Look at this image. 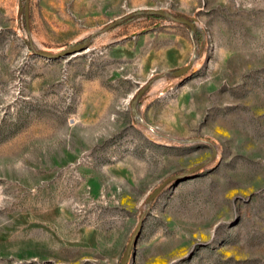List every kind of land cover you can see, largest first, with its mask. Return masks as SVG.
I'll return each instance as SVG.
<instances>
[{"label": "rangeland", "instance_id": "rangeland-1", "mask_svg": "<svg viewBox=\"0 0 264 264\" xmlns=\"http://www.w3.org/2000/svg\"><path fill=\"white\" fill-rule=\"evenodd\" d=\"M139 218L126 264H264V0H0V264H119Z\"/></svg>", "mask_w": 264, "mask_h": 264}, {"label": "water", "instance_id": "water-1", "mask_svg": "<svg viewBox=\"0 0 264 264\" xmlns=\"http://www.w3.org/2000/svg\"><path fill=\"white\" fill-rule=\"evenodd\" d=\"M145 13L152 14V15H158V16H164V17H167V18H169L170 20H172L174 22H177V23H180V24H183V25L187 26L190 30L193 29V25L190 22V20H188V19H186L184 17H176V16H173V15L167 14V13L161 11V10H153V9H150V10H148ZM23 15H24V21L26 23L27 22V5H26V3L24 5ZM112 25H114V22L106 25L104 28H102V30H105V29L111 27ZM83 49H85V45L84 44H77V45L71 46V47H69L67 49L61 50V51H59L57 53H54V54L39 53V55H41L43 57H47V58H58V57L67 56V55H72V54L78 53V52L82 51ZM192 62H193V58H191L186 65H184L181 68L175 70L173 72V74L180 75V74L184 73L187 69H189L191 67ZM147 86H148V82L138 92L137 95H139ZM137 95L135 96L134 100L137 98ZM179 141L183 142L184 140H179ZM197 168H198V166L190 169L187 173H192ZM184 176H185V174L180 175V176L179 175H172V176L166 178L157 188H155L149 194V196H147L146 201H151L167 182H170V181H173V180L175 181V180L179 179L180 177H184ZM140 227H141V218L138 219V221H137V223L135 225V228L133 229L130 237L128 238V240H127V242L125 244V247L123 249L119 264H126L127 263L128 257H129V255L132 252L133 245H134L135 239L137 237V234H138V232L140 230Z\"/></svg>", "mask_w": 264, "mask_h": 264}, {"label": "trees", "instance_id": "trees-1", "mask_svg": "<svg viewBox=\"0 0 264 264\" xmlns=\"http://www.w3.org/2000/svg\"><path fill=\"white\" fill-rule=\"evenodd\" d=\"M144 13V12H143ZM134 15H136V14H131V16H134ZM151 15V14H150ZM152 16H158V15H152ZM193 36L194 37H196V34H194V32H193ZM92 37V36H91ZM91 37H88V38H85V39H83V41L81 42V43H87V41L89 40V38H91ZM28 43H29V41H28ZM195 43H197L196 41H195ZM197 140H199V141H203L202 139H197ZM184 173V172H183ZM146 203H149V202H147L146 201Z\"/></svg>", "mask_w": 264, "mask_h": 264}]
</instances>
